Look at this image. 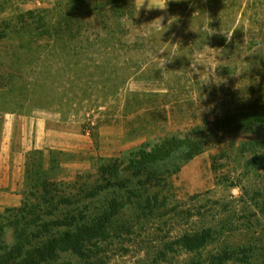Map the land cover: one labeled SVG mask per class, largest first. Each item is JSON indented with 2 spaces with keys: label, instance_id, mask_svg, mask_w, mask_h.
I'll return each mask as SVG.
<instances>
[{
  "label": "rangeland",
  "instance_id": "374dc122",
  "mask_svg": "<svg viewBox=\"0 0 264 264\" xmlns=\"http://www.w3.org/2000/svg\"><path fill=\"white\" fill-rule=\"evenodd\" d=\"M167 2L0 0V264L67 231L43 223L125 199L116 185L81 200L115 174L136 204L88 261L57 250L44 264H264V0ZM131 159L156 173L133 178ZM207 229L202 249L177 244Z\"/></svg>",
  "mask_w": 264,
  "mask_h": 264
},
{
  "label": "trees",
  "instance_id": "16d2710c",
  "mask_svg": "<svg viewBox=\"0 0 264 264\" xmlns=\"http://www.w3.org/2000/svg\"><path fill=\"white\" fill-rule=\"evenodd\" d=\"M255 126L252 124L246 125V128L238 126L235 128L236 131L239 130H246V131H254ZM174 142H182L180 140H175L171 138L167 142H164V145L160 146L159 149H157L156 152H152L150 154V158L153 161L156 160H166L168 159L171 154L169 152H165L164 149L168 146H171L172 144H175ZM184 144L186 147H188V151L185 153V157L181 163L183 165L184 163L190 161L193 159L195 156H197L200 152H202L203 148L206 147V141L205 139L199 138L198 141H189L188 139L185 141L183 140ZM142 157L144 154L141 152ZM149 157V155H148ZM146 159V158H145ZM142 159L136 163L134 160H129V165L134 167V172L132 173L133 178L141 177L145 173L148 175L150 174L151 176H154L156 173L155 169H148V167H138L137 164L143 165ZM258 161V159H256ZM256 161H254V165H256ZM260 163V162H259ZM130 166V167H131ZM119 167V166H118ZM179 167L175 170L178 171ZM119 170H117L118 173ZM152 172V173H151ZM115 174V173H113ZM149 182H146L143 184L141 181L136 182V185H147ZM118 185L121 186L125 191H127V197L120 198L118 196H114V198L108 202L107 206H104L102 208V211L98 212V215L96 216L95 219H82V220H77V217H72L69 221V223H62L61 221H51L52 223H43L41 225V228L44 230H50L51 228H61L65 227L67 228V231L63 234V238H61L60 241H56V245L51 243L50 245H47L46 247H41L39 249H34L33 251H21V263L22 264H44L48 260H53L56 257V252L59 250V252H72L73 254L80 256L83 258L84 261H88L90 256L88 255V251L86 249V244H90L89 242L93 241V245H96L97 243L100 242H105L108 238V232L107 228L108 225L112 222L114 217L117 214V210L123 206H128L127 203L132 204L131 202L136 204L132 199H136V192L129 191L128 182L124 180L117 179L116 174L109 177L106 180V183L103 187H98L94 192L89 193L86 195V197L82 198L81 200H90L93 201L97 198H99L101 193L107 192L110 189H113L115 186ZM120 187V188H121ZM125 203H124V201ZM113 202V203H112ZM61 204L66 205V206H71L75 204L72 199H63L61 201ZM144 205L146 203L144 202ZM49 215H52V212L49 213ZM40 218L37 219L35 224H38L40 222ZM80 223V224H79ZM212 237L211 231L209 229L204 230L200 233H195V234H186L183 237L177 241V244L181 246L183 249L186 251H198L202 249L207 242L210 240ZM95 242V243H94ZM59 244L62 246L60 249H57L56 247L59 246ZM54 254V255H53ZM231 258L230 255H225L224 257H218V258H212L210 259V264H223L225 261L229 260ZM216 262V263H215ZM8 264V263H7Z\"/></svg>",
  "mask_w": 264,
  "mask_h": 264
},
{
  "label": "clouds",
  "instance_id": "9594fccd",
  "mask_svg": "<svg viewBox=\"0 0 264 264\" xmlns=\"http://www.w3.org/2000/svg\"><path fill=\"white\" fill-rule=\"evenodd\" d=\"M154 3L156 4L155 9L164 10L165 6H167L168 2H167V0H154ZM161 19L162 18H157L156 20H153L152 22H156L160 28H163V27H161ZM176 45H178V44H176Z\"/></svg>",
  "mask_w": 264,
  "mask_h": 264
},
{
  "label": "crops",
  "instance_id": "0c3cea01",
  "mask_svg": "<svg viewBox=\"0 0 264 264\" xmlns=\"http://www.w3.org/2000/svg\"><path fill=\"white\" fill-rule=\"evenodd\" d=\"M182 248V247H181ZM183 249V248H182ZM185 250V249H184ZM190 252V251H189Z\"/></svg>",
  "mask_w": 264,
  "mask_h": 264
}]
</instances>
